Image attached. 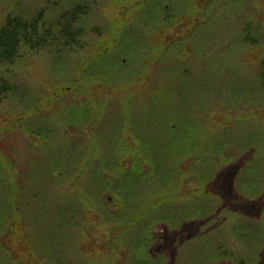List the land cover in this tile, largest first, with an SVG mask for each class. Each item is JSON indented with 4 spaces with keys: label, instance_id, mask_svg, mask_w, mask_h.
I'll return each mask as SVG.
<instances>
[{
    "label": "rangeland",
    "instance_id": "1",
    "mask_svg": "<svg viewBox=\"0 0 264 264\" xmlns=\"http://www.w3.org/2000/svg\"><path fill=\"white\" fill-rule=\"evenodd\" d=\"M75 1L80 0H0V27L8 16L31 21L39 12L37 25H47L76 5ZM81 1L91 7L79 25L84 48L59 59L53 50L24 48L12 63L0 66V80L15 89L0 95V264H133L134 257L138 264H264V91L260 77L264 0H163L170 21L159 32L151 29L155 27L151 22H131L140 15L142 0ZM120 31L128 39L109 42L113 70L120 69L121 77L131 70L137 74L140 66L138 74L169 73L163 88L169 92L180 88L189 98L187 118L206 126L205 135L194 133L193 137L198 136L195 150L187 147L177 156L183 166H176L171 155L168 170L180 169L178 179H182L191 166L200 174L197 166L203 157L215 158L214 163H207L213 170L199 177V186L187 175L188 188L195 195L192 205L186 207V200H178L169 206L162 216L167 214L171 224L166 222L169 219L160 220L163 225H154L152 233L143 234L142 243L135 225L110 228L133 216L145 187L136 191L133 187L139 197L125 196L124 200L131 197V201H123L124 209L115 214L109 210H117L119 202L111 193L88 203L75 193L66 199L73 178H60L61 166H54V173L48 171L51 162L43 156L44 141L34 142L37 134L32 135L29 127L55 121L74 91L62 94L36 117L18 118L53 87L67 89L73 70L94 44ZM156 41L166 51V61L155 66L146 49L153 47L149 52L153 54ZM140 51H145L144 59ZM135 57L137 61L129 62ZM142 60L144 64L139 63ZM94 71L90 76H95ZM130 82L134 88V84L140 86ZM89 90L94 94L91 104L100 107L103 97ZM140 91L144 97V88ZM120 107V103L110 106L116 110L113 115ZM124 109L130 115L135 110L132 104ZM82 127H73L69 135L82 137ZM95 128L99 133L103 129L101 125ZM204 143L219 149H214L213 156L209 149L201 154ZM73 167H78L77 173L87 171L82 165ZM76 185L80 187L81 182ZM173 190L180 193L174 186ZM164 191L169 196L168 188ZM10 202L14 210L8 208Z\"/></svg>",
    "mask_w": 264,
    "mask_h": 264
},
{
    "label": "trees",
    "instance_id": "2",
    "mask_svg": "<svg viewBox=\"0 0 264 264\" xmlns=\"http://www.w3.org/2000/svg\"><path fill=\"white\" fill-rule=\"evenodd\" d=\"M87 3L81 0L76 2V5L63 12L60 18L42 26L37 25L36 21L41 12L31 21L8 16L0 27V66L12 63L18 57V52L24 48L53 50L55 59L62 58L69 51L76 52V48H84V44H82L83 31L79 25L91 10ZM164 4L163 0H142L138 9L140 15L137 13L138 15L131 22H136V19L146 24L151 22V25L155 26L151 29L157 32L164 31V28L167 27L166 24L170 21L169 8H164ZM214 38L217 40L216 36ZM115 39L125 43L128 36L120 31L111 39L106 37V39L96 42L73 70L71 77L66 82L67 89L60 85L53 87L49 94L37 101L38 104L27 106L25 114L18 118L36 117L56 103V100L65 92L67 93L69 90L75 92H72L69 104H64L60 111L58 110L60 116L58 115L59 117L55 121H41V124L29 127L30 133L37 134L35 137L37 140L34 142L44 141L43 156L47 162H51V166L48 167L51 168L48 171L51 170L54 173L55 168L53 169V167L61 166L62 171L60 170L59 177L73 178L66 199L70 194L74 195L75 193L77 198L88 203L92 199L99 201L104 193H111L119 202L117 210H109V214H115L121 213L124 209L123 201H131V197L124 200L125 196L139 197L136 192L133 193V187H135V191L137 187H145L146 191L140 202L141 205L138 206L139 208L133 207V216L128 221L125 220L120 224L115 223L116 226L113 224L114 226L110 228L113 230L135 225L140 229L138 239L142 243L143 234L152 233L154 225L155 227L163 225L159 221L170 218L167 214L165 217L162 216V212L171 209L169 206L178 200H186V207L192 205L193 199L191 198L195 195L188 188L190 178L187 175L191 174L195 179V185L199 186V177L206 176L207 171L213 170L212 166H208L207 163H214L213 159L215 158H210L208 161L203 157L199 161L200 166H197L201 170L200 174L196 172L195 166H191L188 169V174L182 179H178V173L183 172L180 169L171 170L172 172L168 170L167 166L171 165L168 163V157L171 155H175L176 166H183V161L180 160V156L183 154L180 153H183L187 147L192 152L195 150L194 143L198 136L193 137L194 133L205 135L204 127L206 126L195 125L193 120L190 121L187 118L189 117L187 108L189 98L179 92L180 88L175 92H169L163 88L169 80V73L145 74V71L144 73L141 71L138 74L140 66L137 74L131 70L128 71L126 77H121L122 73L118 74L121 72L120 69L113 70L114 63L111 62L112 57L109 56L108 49L111 48L110 40ZM159 43L161 42L154 43L157 50L153 54L149 53L153 47L150 50L146 49L147 54L152 56L150 61L156 62L155 66L158 65L157 63L166 61V51L157 46ZM140 52L144 59L145 51ZM124 54L127 53L124 52ZM132 61H137L136 57L133 60L130 59L129 62ZM121 63L120 61L118 64L122 65ZM139 63L144 64V60ZM93 70H95L94 77L90 76ZM260 77L261 89L264 91V59ZM132 80L140 86L134 84L136 87L134 88L130 82ZM143 88L144 97L142 96L143 91H140ZM89 89L97 91L98 98L103 97L98 103L100 107L95 108V105L91 104L94 94ZM6 91L14 92L15 89L11 84H7L5 80L1 79L0 95L5 94ZM71 100L73 101L71 102ZM118 103L122 104V107L132 104L135 108L132 115L127 109L122 111V107L116 116L113 115L116 110L112 109L113 112L110 110V106ZM96 109L97 111H95ZM83 125H85V131L79 129L83 132L82 137L77 138L69 135V131L73 127H82ZM97 125L103 127L101 133L97 132V128H95ZM125 131L127 132L125 133ZM143 132H148L149 135H142ZM59 134L60 136H58ZM78 134L81 133L78 132ZM84 136L87 139L83 140ZM201 145V154L209 149L210 156H213L214 149H219L218 146H209L205 143ZM58 147H62L63 150L59 151ZM171 150L175 151L170 152ZM178 155L180 156L177 157ZM71 162L72 164H70ZM79 165H82L87 171L77 173L78 167L73 166ZM46 170L47 166H44V171ZM212 177L213 181L215 176ZM78 181L81 182V185L75 187V183ZM173 186L180 191L179 194L175 190L172 191ZM167 188L168 191L171 189L170 194L168 193L169 196H165L164 189ZM10 205H13L12 208ZM69 207L74 210L72 204ZM8 208L14 210L16 206L14 207V204L10 202ZM102 209L106 211L108 208ZM187 209L189 210V208ZM170 221L173 220L169 219L166 222L171 224ZM133 259V264H138L135 257Z\"/></svg>",
    "mask_w": 264,
    "mask_h": 264
}]
</instances>
